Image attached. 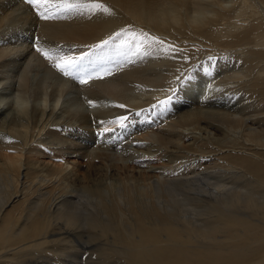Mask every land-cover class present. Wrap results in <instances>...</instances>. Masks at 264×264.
Masks as SVG:
<instances>
[{
  "label": "bare ground",
  "instance_id": "obj_1",
  "mask_svg": "<svg viewBox=\"0 0 264 264\" xmlns=\"http://www.w3.org/2000/svg\"><path fill=\"white\" fill-rule=\"evenodd\" d=\"M97 1L110 13L85 10L39 21L24 0H0V29L7 36L0 45V264H35L37 259L22 260L24 251L46 244L82 253L81 243L126 264H221L234 255L228 245H238L246 251L237 264H264V112L244 114L248 107L264 111V34L261 25L245 30L235 22L259 9L251 0H242L240 8L230 5L236 0ZM122 27L146 31L163 46L138 55L117 46L122 71L86 84L74 79L105 66L104 60H85L79 74L60 78L36 51L78 56ZM208 47L244 61L243 71L233 75V69L230 78L241 81L238 89L253 91L248 95L254 103L232 111L220 107L214 95L234 90L218 92L214 85L186 99L184 111H161L157 128L152 121L131 125L126 147L122 135L104 130L115 124L109 119L157 100L162 86ZM53 125L83 129L85 142L56 134ZM138 140L155 147L139 150ZM108 142L113 149H106ZM36 143L55 145L73 159L62 165L38 161L34 154L44 152ZM136 154L165 162L158 171L138 170L127 164ZM78 157L87 159L81 174ZM117 170L124 180L114 184Z\"/></svg>",
  "mask_w": 264,
  "mask_h": 264
},
{
  "label": "rangeland",
  "instance_id": "obj_2",
  "mask_svg": "<svg viewBox=\"0 0 264 264\" xmlns=\"http://www.w3.org/2000/svg\"><path fill=\"white\" fill-rule=\"evenodd\" d=\"M241 1L242 0H236L237 4L236 3L235 4L231 3L230 5L232 6V8H235V7L240 8L238 6V4L240 5ZM251 1H253L255 7L257 9H259V10L256 11V14H254L253 17L250 16V17L246 18L245 20L237 18V19H235V22L238 24V26L243 25L245 27V30H247L249 28H252V27H256V26L260 27L259 25H261V32H262V34H264V8H263V5H262L261 2H259V0H255V1L251 0ZM83 2H88V0H83ZM96 2H99V1L96 0ZM24 4H26V3L24 2ZM26 5L31 7L28 3ZM31 10H32V14L34 16H36V19L40 21V18H38V16L35 13V11H33V8ZM238 21H240V22H238ZM124 28H126V27H124ZM124 28L122 27V29H124ZM2 29H0V37H1L0 41H2V42H0V45H5L6 42L3 41L4 40L3 38H4V36H5V38H7V36L2 34V32H3ZM120 30L118 29L117 31H114V32L110 33L109 35H107V37H104L103 40L108 39L110 36L114 35L116 32H118ZM34 32L35 31H33L32 33H34ZM14 33H15V30L12 31V34H14ZM33 35H36V34L34 33ZM33 35H32V41L36 39V37H34ZM251 37H253V35ZM101 41H102V39L99 40V41L91 43L89 45V47H88V50L86 49L85 51L79 53V55H81L83 53H86V52H91L92 51V47L94 45L100 43ZM251 41H253V39H251ZM169 42L170 41H168V44H171ZM183 43H192V42H189V41L187 42L186 41V42H183ZM33 45L35 46V44L32 42V46L31 47H34ZM118 45H119V39L113 41V43L110 44L108 47H106V48H104V49H102V50H100L98 52H95L93 55H91L87 59H85V60H90V59H93V60H104L105 63H106L105 66L96 68L95 70H92L91 72L85 74L86 77L89 74H92V73H94L95 71H98L101 68L109 69L111 71V75H115V74L120 73L122 71V70H119V68L121 66V62L118 61L119 62L118 65L120 64L119 68H118L117 61L115 59V57H117V55H119L118 54L119 52L116 53L117 52L116 49H117ZM249 46L253 47L254 46L253 42ZM0 47H3V46H0ZM158 47H159L158 44H153L151 49H148V48H150V46H149L147 48V50H149L151 52L153 51V53H154V51H156L158 49ZM35 48H36V46H35ZM119 48L120 47L118 46V51H119ZM32 50L34 52V48H32ZM208 50H210V51H207V52L201 54V56L198 59L196 58L197 60L195 59L194 62L187 64V66L185 65L186 67L184 66L180 76L172 77L171 81H173V83L172 82L165 83L162 86L164 89H166L165 93H163L162 96L160 95L159 98H157V100L151 102L150 104H148V105H146L144 107L132 110V112L130 114H123V115H120V116H117V117L109 119V121H110V120H117L120 117H127L126 121L124 122V127L123 128H121L118 124L117 125L116 124H112L110 126H107L109 128H104V130H106V131L110 130V131L114 132V135H111V137L112 136H118L119 134H120V136L122 135L121 138H120L121 140L120 139L119 140H120L121 145L126 147L125 143L126 142L128 143L129 141L126 138L128 134L125 135V131L131 125H135L137 123H144L146 121H152L153 125H151L150 127L157 128V127L160 126V124H158L160 122L158 121V119H155V118H157L159 115H162V114H160L161 111H162L163 114L167 115V114H169V112L170 113L173 112L175 110V108L179 107V106L181 107V110L184 111V110L188 109L187 108L188 107V105H187L188 101L186 99H188V100L192 99L193 100L194 99L193 97H195L194 95L201 94L200 89L201 90H205L206 88L212 87L214 85L217 87L218 92H220L221 90L224 91L225 89H228V88H231V87L234 90V91L232 90L233 91L232 94L228 93V94H215L214 95L215 98L220 99V102L223 103V104L220 103L221 105L218 104V106H220V107L224 105L225 107H229L230 110L232 111V109L234 107L235 108L233 110H236V109L239 110V108H240L239 104H241V103H243L244 106H245L247 101L254 103V100L256 98H254V96L248 95V94H250L253 91H248V90L244 91V89H238V87H239L238 85L241 83V81L238 80L235 77H231L230 78V76H232L233 73H241L240 71H243L242 67L244 68V66H243L245 64V63H243L244 61H239L238 62L236 57L233 56L232 53L230 54V53H228L226 51H223V52H225V53H223V52H220V50H214L212 48H209ZM69 56H75V55L71 54ZM258 57L262 58L260 56H258ZM46 62H47L46 65L48 64L47 66H50L49 64H51V63H48V61H46ZM234 62H236V63H234ZM230 64L232 65V68H231ZM235 65H236V67H235ZM52 66H53V62H52L51 67ZM54 68H52L53 72L58 77L61 78V76L63 74L58 72L56 70V68L55 69ZM88 68H90V67H88ZM232 70H233V72H232ZM229 71H230V74H229ZM76 72H75L76 73L75 75L79 74L78 71H76ZM231 72H232V74H231ZM219 75L220 76L222 75V77H220ZM107 76H110V75H107ZM224 76H225V79H223ZM227 76H229L228 79H227ZM234 78L238 80V81L236 80L237 82H235V83H234V81H235ZM74 81H79V79L76 78V79H74ZM229 85H230V87H229ZM242 90L244 91V93H243ZM247 91H248V93H247ZM252 95H255V94H252ZM244 97H245V99H244ZM183 98H184V102H182ZM252 99H253V101H252ZM162 101H169V102L166 103V104H161ZM246 105L248 107V103ZM182 106L185 107V108H183ZM253 109H256V108H251V110H250L249 107H248V109L246 108V110L244 111V114L250 112L248 114L249 115L248 117H252L250 115H252V114H259L260 115V114H263V112H264L263 109H261V111H260L259 108H258L257 110L260 111V112L257 113V110L252 111ZM261 116H263V115H261ZM61 127H62V129H61ZM147 128L148 127H146V126H145V128L143 127L144 130H146ZM50 129L53 132H55L56 134L59 133L60 135H67L68 133H70L68 135L72 136L73 134H75L76 135V139H80V141L82 140V143L85 142L84 136H87V134L85 132H83V129L78 128V130H77V128L72 127V126H64V129H63V126L53 125V126H51ZM144 130H142V131H144ZM101 134H103V131L101 132ZM133 134L134 133H132V135ZM132 135L129 134L128 136L132 137ZM80 136H83V137H80ZM136 143L137 144H136L135 147H138L139 150H145V148H148L147 147V146H149L148 144H150L148 142H143L141 140H138ZM85 144L87 145V143H85ZM88 144H90V143H88ZM97 145H102L103 146V144H97ZM150 145H152V144H150ZM34 146L38 147V149H40L42 152H44L43 154H40V153L37 152L40 155H38L37 153L34 154V156H35L34 158L37 159L38 161H44V162H50V163L52 162L53 164H61L62 165V164H64L66 159H67V161H71V159H73V158H70L67 153L66 154L63 153V152H59L58 153V150H56L55 145H51L50 146V145L43 144V143H36V145H34ZM106 146H107V148L104 146L106 149L111 150V149L114 148V143L113 142H111V143L108 142V143H106ZM152 146H153L152 148L155 147V145H152ZM25 153H27V151ZM77 160H78V162H80V164L78 165V167L80 168L78 173L81 174V172H82L81 171L82 170L81 166H84L87 163V159L78 157ZM32 162L36 163L34 160H32ZM164 162L165 161L162 160L161 156H155L154 155V156H149V157H143V156L141 157V155L136 154L135 157L134 156L132 157L131 161L127 162V164L129 166H131V167H135L138 170H144V169H147V167L151 166L152 169L155 168L156 169L155 171H158V170H160L162 168ZM94 164L99 165L98 162H96V161L94 162ZM67 165L70 166L71 164L68 163ZM114 166L118 167V165H114ZM99 169L100 168L97 167V168H92L91 170L98 171ZM115 173L117 174V176H116V179L114 181V184H118V181L121 182V181L124 180V175H122V174H124V172L117 170V171H115ZM78 178H80V176H78ZM65 183H68V182H65ZM1 186H2V184L0 183V187ZM18 191H21V189H18ZM3 192H6V189H4ZM11 192H13V190ZM108 192H109V194L112 193L111 191H108ZM22 193H23V191H22ZM25 199H24V201H25ZM24 201H21V203L16 207V209H14L15 212H16V215H19V213L21 212V209H22V206L24 204ZM124 217H126V216H124ZM47 245H48V247L46 248ZM62 245H66V244H62ZM94 245L95 244H84V246H83L82 243H81V245L77 244V247L82 251V253H75V254L72 253V252H66V251H69V250H66L65 247L63 246L64 248L62 247V251L66 252V254L62 255V254H59V253L60 252L63 253V252L62 251H58L57 248H55V244H52V245L51 244H46L44 246L45 248L41 247L38 250H32V252H31V250L24 251L25 254L24 253L23 254L26 255V257L24 259H22V260H24V261L26 260L27 261V259H30L28 261L29 262L30 261L33 262L34 260L37 259L36 262L34 261L35 264L37 262H39L37 264H42V262H43V264L45 262H46L45 264H47V262L49 264H126V262L120 257L107 255L105 253H104L105 255H102V254L97 255V254H99L98 253L99 249L97 248L96 245L95 246ZM49 246L50 247L52 246V247L50 248ZM80 246H81V248H80ZM83 247H86V248L84 249ZM92 247L94 248V250H93ZM228 247H229V249H231V252L234 255L230 259H225V260L220 261L221 264H237V263H240L241 260L243 259V252L246 251V249L242 250V248H240L238 245H232V246L228 245ZM248 247H250V244L248 245ZM48 248H50V249L53 248V249L50 250ZM55 250L58 251L59 255L57 254V252H55ZM33 252H35V253H33ZM69 253L70 254L72 253V255H69ZM92 253H94V254H92ZM29 255L31 256V258H30ZM88 256H90V258ZM72 259H73V261H72ZM86 259H88V260H86ZM67 260L71 261V262L67 263L68 262Z\"/></svg>",
  "mask_w": 264,
  "mask_h": 264
},
{
  "label": "snow or ice",
  "instance_id": "obj_3",
  "mask_svg": "<svg viewBox=\"0 0 264 264\" xmlns=\"http://www.w3.org/2000/svg\"><path fill=\"white\" fill-rule=\"evenodd\" d=\"M36 11L37 16L42 20H49L58 18L65 14H81L85 10L89 15H95L96 13L109 14L110 9L103 3L96 2V0H25ZM119 39V47L126 49L133 55H138L142 50H146L152 44H158L163 46V41L157 37L152 36L150 33L140 30H134L131 28H124L110 36L108 39L102 40L100 43L92 47L91 52L83 53L79 56H59L51 52L44 51L40 47L36 48V51L40 53L46 60L53 62V67L64 76H72L77 68L83 64L85 59L98 52L110 44L113 41ZM111 75L109 69L101 68L87 77H77L81 84H86L91 79H103L104 76ZM169 101H162L161 104H166ZM91 103V102H89ZM119 107H124L120 105ZM127 117H120L112 123L118 124L121 128L124 127V122Z\"/></svg>",
  "mask_w": 264,
  "mask_h": 264
}]
</instances>
